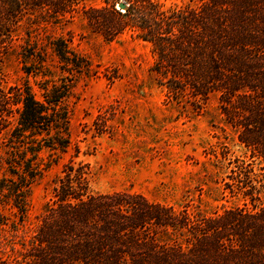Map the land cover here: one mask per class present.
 Listing matches in <instances>:
<instances>
[{"label": "trees", "instance_id": "obj_1", "mask_svg": "<svg viewBox=\"0 0 264 264\" xmlns=\"http://www.w3.org/2000/svg\"><path fill=\"white\" fill-rule=\"evenodd\" d=\"M92 1L0 0V53L33 17L82 11L106 39L135 30L149 42L151 69L171 97L185 96L201 108L217 96L219 113L248 158L229 161L231 181L223 186L240 204L208 214L139 192L94 191L89 164L70 159L53 178L51 198L20 258L0 250V264H264V0H189L193 4L173 9L154 0ZM119 2L123 10L115 8ZM25 44L22 69L30 73L38 64L37 73L44 49ZM48 44L68 71L87 67L65 39ZM68 91L65 82L53 84L40 100L26 81L5 86L0 72V232L17 230L26 218L30 184L41 174L34 160L45 138L38 136L55 129L44 143L66 146L59 133L67 125L61 103Z\"/></svg>", "mask_w": 264, "mask_h": 264}, {"label": "rangeland", "instance_id": "obj_2", "mask_svg": "<svg viewBox=\"0 0 264 264\" xmlns=\"http://www.w3.org/2000/svg\"><path fill=\"white\" fill-rule=\"evenodd\" d=\"M154 1L162 9L193 4ZM91 3L100 4L98 0ZM57 38L65 39L87 67L68 71L49 47L48 41ZM12 42L6 53H0L5 86L26 81L35 97L43 100L53 84L69 85L61 103L67 125L59 133L67 141L65 147L55 142L46 145L44 140L56 135L55 129L38 136L45 138L34 160L41 174L30 184L24 221L15 231L4 226L0 232L3 257L20 258L23 244L51 198L53 178L70 159L89 164L94 191L139 192L152 201L175 207L186 203L208 214L240 204L223 186L231 181L227 175L234 164L229 161L248 158L219 113L217 96L209 95L201 108L185 96L171 97L151 69L154 58L149 42L137 37L135 30L106 39L78 11L59 18L24 20L13 32ZM25 42L44 49L46 61L37 73L38 64L31 65L30 73L22 69L20 51Z\"/></svg>", "mask_w": 264, "mask_h": 264}, {"label": "water", "instance_id": "obj_3", "mask_svg": "<svg viewBox=\"0 0 264 264\" xmlns=\"http://www.w3.org/2000/svg\"><path fill=\"white\" fill-rule=\"evenodd\" d=\"M125 6H126V4L123 3V2H119L118 5H117V7L121 8V9L125 8Z\"/></svg>", "mask_w": 264, "mask_h": 264}]
</instances>
